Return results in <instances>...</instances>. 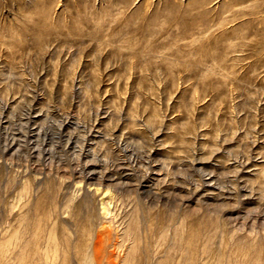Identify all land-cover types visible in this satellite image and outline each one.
Returning <instances> with one entry per match:
<instances>
[{
	"label": "rangeland",
	"instance_id": "1",
	"mask_svg": "<svg viewBox=\"0 0 264 264\" xmlns=\"http://www.w3.org/2000/svg\"><path fill=\"white\" fill-rule=\"evenodd\" d=\"M85 189L134 211L129 264H264V0H0V264L27 198L58 264Z\"/></svg>",
	"mask_w": 264,
	"mask_h": 264
},
{
	"label": "bare ground",
	"instance_id": "2",
	"mask_svg": "<svg viewBox=\"0 0 264 264\" xmlns=\"http://www.w3.org/2000/svg\"><path fill=\"white\" fill-rule=\"evenodd\" d=\"M26 186L25 184L23 194L30 191ZM84 201L86 212H83L84 214L77 220L76 212L70 213L67 208L70 207L73 211ZM28 205L29 198L22 204L23 213L17 216L21 220H26L19 237L18 249L21 251L22 259L24 258V264H44L46 261L44 259L49 257L45 247L37 244L33 248L30 247ZM133 212H120L119 202L116 199L112 200V195L97 198L94 192L87 189L79 194L74 190L65 195L62 203L58 204L56 211L52 214L51 224L44 235L46 240L54 241L55 252L58 251L50 261L59 256L58 264H69L66 254L70 253L72 255L71 264H129V255L135 248L134 240L131 239L133 232L130 228ZM65 215L69 217V220L64 218ZM15 218L16 216L12 214L10 220L13 221ZM38 219V228L33 234L34 240L37 239L41 230L39 223L43 221V217ZM71 222L75 225L73 228L70 225ZM118 234L119 240L116 239ZM123 235L124 239H122ZM147 249L151 251L149 246Z\"/></svg>",
	"mask_w": 264,
	"mask_h": 264
}]
</instances>
